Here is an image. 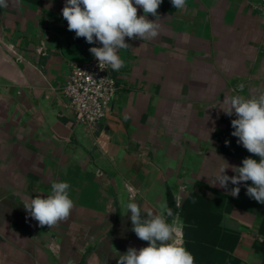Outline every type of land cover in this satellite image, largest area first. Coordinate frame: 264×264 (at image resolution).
<instances>
[{
	"label": "crops",
	"instance_id": "crops-1",
	"mask_svg": "<svg viewBox=\"0 0 264 264\" xmlns=\"http://www.w3.org/2000/svg\"><path fill=\"white\" fill-rule=\"evenodd\" d=\"M65 2L0 8V264H117L148 245L131 231L127 203L143 215L171 199L177 246L200 241L214 264H264V204L244 182L237 198L230 182L210 185L225 161L241 166L215 138L236 119L225 98L264 94V0H186L182 10L163 0L159 35L125 38V66L110 68L118 90L94 127L75 124L64 88L97 43L68 30ZM58 181L75 206L67 221L40 226L24 203ZM192 193L210 200L201 226L184 216Z\"/></svg>",
	"mask_w": 264,
	"mask_h": 264
},
{
	"label": "clouds",
	"instance_id": "clouds-1",
	"mask_svg": "<svg viewBox=\"0 0 264 264\" xmlns=\"http://www.w3.org/2000/svg\"><path fill=\"white\" fill-rule=\"evenodd\" d=\"M163 0H66L62 8V17L67 21L69 31L75 33L76 38H84L88 44L99 43L100 47H90L89 52L97 60L101 69L105 65L114 71L125 66L119 52L129 49L131 45L125 38L147 41L159 35L158 8ZM174 9L182 10L186 0H171ZM135 5V6H134ZM9 6V0H0V8ZM142 8L144 15H137L138 8ZM151 14L156 20H149ZM243 87L242 85L240 86ZM229 105L228 116L233 113L236 119L231 120L234 131L231 135L237 137V143L242 145L250 154L259 157V161L246 157L242 166L225 164L211 182V186L228 189L237 198L239 185L245 183L246 195L258 203L264 204V94L245 98L235 95L225 98ZM226 146L229 141H225ZM231 169L236 175L228 176L226 170ZM251 181V185L247 182ZM70 185L64 181L51 184V194L35 195L24 203L28 215L38 221L40 226L49 228L60 222L67 221L74 208V201L69 196ZM128 218L136 236L148 242L146 247L139 250L129 247L119 256L117 264H195L193 255L183 246L174 242L178 230V216L169 223L168 218L173 213L166 203L160 205L157 213L142 215L141 207L135 202L126 205Z\"/></svg>",
	"mask_w": 264,
	"mask_h": 264
},
{
	"label": "built area",
	"instance_id": "built-area-1",
	"mask_svg": "<svg viewBox=\"0 0 264 264\" xmlns=\"http://www.w3.org/2000/svg\"><path fill=\"white\" fill-rule=\"evenodd\" d=\"M100 46L96 44V47ZM117 90L110 67L105 65L101 69L94 56L88 61L74 62L64 93L75 114V124L86 127L97 125L105 116Z\"/></svg>",
	"mask_w": 264,
	"mask_h": 264
},
{
	"label": "trees",
	"instance_id": "trees-1",
	"mask_svg": "<svg viewBox=\"0 0 264 264\" xmlns=\"http://www.w3.org/2000/svg\"><path fill=\"white\" fill-rule=\"evenodd\" d=\"M234 131V129L231 127L230 130H228L229 135L224 138L227 132L218 129L215 133V138L221 142V146L219 147L220 152L237 157L241 159V166H242V160L249 156H254L253 154H250L242 145L237 143V137H234L231 135V132ZM229 141V144L226 146L225 141ZM210 200L206 197L198 196L194 193H192L186 200L184 209H185V219L187 221H190L192 223H195L199 226L203 225L206 218H204L201 214L198 215L199 212L202 210H206L209 206ZM170 209L172 213L174 212L176 203L174 199H171L170 201ZM189 204V205H188ZM193 212L195 214L191 215L190 213ZM210 242V241H209ZM215 242H210L209 248H212L215 250L214 246ZM207 246L204 245L202 242L198 241L197 243H189L187 245V250L193 255L195 264H214V259L212 261L205 260V257H202L204 253H206L208 250H206ZM198 249V250H197ZM200 249V250H199ZM217 252V251H216ZM199 256V257H198Z\"/></svg>",
	"mask_w": 264,
	"mask_h": 264
},
{
	"label": "water",
	"instance_id": "water-1",
	"mask_svg": "<svg viewBox=\"0 0 264 264\" xmlns=\"http://www.w3.org/2000/svg\"><path fill=\"white\" fill-rule=\"evenodd\" d=\"M92 57H90L89 59H85V60H83V59H80V58H77V60H79V61H88V60H90Z\"/></svg>",
	"mask_w": 264,
	"mask_h": 264
}]
</instances>
